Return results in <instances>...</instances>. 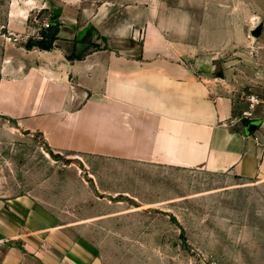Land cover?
Returning <instances> with one entry per match:
<instances>
[{
    "label": "crops",
    "instance_id": "1",
    "mask_svg": "<svg viewBox=\"0 0 264 264\" xmlns=\"http://www.w3.org/2000/svg\"><path fill=\"white\" fill-rule=\"evenodd\" d=\"M50 1L62 24L55 48L15 49L2 72L0 112L38 133L54 151L95 155L118 166L143 165L151 178H163L171 169L208 174V258L216 264H264V111L254 119L234 114V87L220 68L228 59L211 56V76L185 62L214 49L216 29L206 32L191 20L181 32L154 23L150 12L139 56L107 47L70 61L75 41L91 42L97 30L120 42L136 40L139 31L129 20L104 27L109 14L97 10L83 25L84 0H53L61 7ZM240 1V15L252 25L248 34L263 21L261 35H249L260 44L251 51L254 58L264 50V0ZM227 14L231 23V6ZM224 28L225 43L232 42V27ZM205 34L208 42L202 46ZM238 58L232 59L235 64L244 63ZM251 122L257 128L248 133ZM9 221L0 219V264H82L65 254L62 235L41 228L39 217L31 214L19 232Z\"/></svg>",
    "mask_w": 264,
    "mask_h": 264
},
{
    "label": "rangeland",
    "instance_id": "2",
    "mask_svg": "<svg viewBox=\"0 0 264 264\" xmlns=\"http://www.w3.org/2000/svg\"><path fill=\"white\" fill-rule=\"evenodd\" d=\"M47 1L0 0V82L15 49L30 38H40V30L50 25L54 10ZM228 1L84 0L88 12L81 22L86 25L87 15L96 10L109 14L104 27L134 22L139 31L136 40L105 41L98 30L95 33L99 50H134L136 56L141 53L142 30L150 12L156 15L154 23L181 32L188 31L191 20L206 32L216 29L214 49L185 62L194 72L211 76L215 72L207 64L211 56L219 54L222 62L228 59L220 68L234 87V114L254 119L264 111V50L252 57L253 48L260 49L249 37L252 25L240 15L241 1ZM50 2L54 7L62 5ZM229 25L232 42L225 43L222 29ZM207 37L202 46H207ZM237 57H243L244 63L235 64L232 59ZM147 175L143 165L118 166L95 155L54 151L38 133L24 130L18 119L0 112L1 221L10 220L19 232L27 217H39L41 228L62 235L65 254L82 264H216L207 256L209 175L174 169L163 178Z\"/></svg>",
    "mask_w": 264,
    "mask_h": 264
},
{
    "label": "trees",
    "instance_id": "3",
    "mask_svg": "<svg viewBox=\"0 0 264 264\" xmlns=\"http://www.w3.org/2000/svg\"><path fill=\"white\" fill-rule=\"evenodd\" d=\"M60 32L59 12L53 11L50 19V26L48 28H42L39 33L40 38H30L23 47L26 50L39 49L44 51H51L55 48V42L59 39L58 35ZM107 40V38H103ZM85 43L84 48L82 45ZM77 44L80 46L78 47ZM105 45V44H104ZM90 47H94L95 50H99V45L92 42L75 41L74 48L68 53L67 58L70 61L83 59Z\"/></svg>",
    "mask_w": 264,
    "mask_h": 264
},
{
    "label": "water",
    "instance_id": "4",
    "mask_svg": "<svg viewBox=\"0 0 264 264\" xmlns=\"http://www.w3.org/2000/svg\"><path fill=\"white\" fill-rule=\"evenodd\" d=\"M262 27H263V21H260L255 27H253L250 31H249V35L253 38V39H257L261 33H262ZM218 71V68H217ZM257 128V124L255 122H251L248 127L246 128V131L248 133H252L256 130Z\"/></svg>",
    "mask_w": 264,
    "mask_h": 264
},
{
    "label": "built area",
    "instance_id": "5",
    "mask_svg": "<svg viewBox=\"0 0 264 264\" xmlns=\"http://www.w3.org/2000/svg\"><path fill=\"white\" fill-rule=\"evenodd\" d=\"M50 25H49V23H46L45 24V28H48Z\"/></svg>",
    "mask_w": 264,
    "mask_h": 264
}]
</instances>
